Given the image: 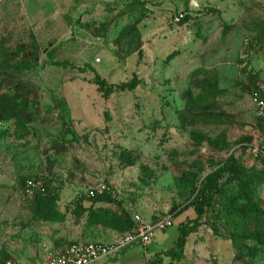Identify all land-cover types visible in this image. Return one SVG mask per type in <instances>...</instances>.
I'll list each match as a JSON object with an SVG mask.
<instances>
[{
    "label": "rangeland",
    "instance_id": "obj_1",
    "mask_svg": "<svg viewBox=\"0 0 264 264\" xmlns=\"http://www.w3.org/2000/svg\"><path fill=\"white\" fill-rule=\"evenodd\" d=\"M55 1L51 13L53 0L0 2V264L130 231L88 224L80 202L170 224L91 264H264V158L251 151L264 140L252 101L264 0ZM95 73L137 84L105 95ZM27 179L45 192L27 195ZM180 223L193 229L165 257Z\"/></svg>",
    "mask_w": 264,
    "mask_h": 264
},
{
    "label": "built area",
    "instance_id": "obj_2",
    "mask_svg": "<svg viewBox=\"0 0 264 264\" xmlns=\"http://www.w3.org/2000/svg\"><path fill=\"white\" fill-rule=\"evenodd\" d=\"M1 1V0H0ZM181 18V15L179 16ZM179 18H176L178 20ZM254 113L259 119H264V97L254 96ZM254 157L264 158V140L251 146ZM23 190L27 195L44 193L45 188L41 181L27 179L24 181ZM94 196L93 191L89 192ZM135 225L130 232L125 233L119 240L109 243L100 242H75L67 246L63 252L46 258L44 264H91L102 259L112 257L127 246L133 244L146 245L156 231L165 230L170 224L167 221L145 222L138 216L133 217Z\"/></svg>",
    "mask_w": 264,
    "mask_h": 264
},
{
    "label": "trees",
    "instance_id": "obj_3",
    "mask_svg": "<svg viewBox=\"0 0 264 264\" xmlns=\"http://www.w3.org/2000/svg\"><path fill=\"white\" fill-rule=\"evenodd\" d=\"M53 65L57 66V67L64 66L63 62H53ZM93 84L97 85L98 89L103 94L106 95V94H109L111 92L113 87H117L121 91L131 90L133 87H135L137 82L135 80H132V81L126 82V83L118 85V86L109 85V84H107V82L105 81L104 78L100 77L98 74L95 73L94 78H93ZM255 93H258V92H255ZM258 94L261 95L262 93H258ZM260 97H262V96H260ZM0 99H2L1 96H0ZM2 113L3 112L1 111V108H0V116H2ZM257 119H259V118H257ZM259 120L264 121V119H259ZM220 173H221L220 171L217 172V174H214V176H212L208 180V182L204 186L206 188V190H209V189L211 190V189H214L216 187L219 188L220 185H218L217 181H218V178H220ZM23 183H22V185H23ZM201 192L204 194L203 190ZM35 194H39V193H35ZM41 195H43V194H41ZM206 205H207V202L205 200H201V199L198 203L193 205V210L196 213V218L194 220H197L202 215L203 208ZM187 208L188 207H185V209H187ZM71 211L74 215H77V216H81L85 213L86 222L88 224H92V225H95V224L107 225V224L111 223L112 225H119L120 228H122V227L126 228L128 226L127 228H129L130 231L133 229V227L135 225L133 217H130V219L127 220V222H124V221H121L120 218L112 215L108 210H103L102 208H90V207L84 208L82 206L81 202L78 206H74V208H72ZM121 223L123 224V226L120 225ZM131 227H132V229H131ZM177 229H178V236H177L176 243H175L177 250L171 248V249H167L166 251L162 252V254L165 257H169L171 259H178L180 257V255L183 251V248L185 246V243H186V238L189 235V233L192 231L193 228L188 223H180L178 225ZM130 231H127V232H130ZM61 252H63V251H60L56 254H59Z\"/></svg>",
    "mask_w": 264,
    "mask_h": 264
},
{
    "label": "crops",
    "instance_id": "obj_4",
    "mask_svg": "<svg viewBox=\"0 0 264 264\" xmlns=\"http://www.w3.org/2000/svg\"><path fill=\"white\" fill-rule=\"evenodd\" d=\"M1 1H2V0H1ZM1 1H0V2H1ZM49 1L52 2V0H49ZM53 2H54V3H52V5H54V7L52 6V9H49L50 12H49V10L47 9L49 13H51L52 11L54 12L55 9H56L55 7L57 6V3H56L55 0H53ZM55 3H56V4H55ZM55 5H56V6H55ZM57 7H58V6H57ZM44 9H45V6L43 5V6H42V10H44ZM45 17H48V16H45ZM105 238H106V237H105ZM105 238H104V239H105ZM109 238H110V235H109ZM99 242H100V243H105V242H101V241H99Z\"/></svg>",
    "mask_w": 264,
    "mask_h": 264
},
{
    "label": "water",
    "instance_id": "obj_5",
    "mask_svg": "<svg viewBox=\"0 0 264 264\" xmlns=\"http://www.w3.org/2000/svg\"><path fill=\"white\" fill-rule=\"evenodd\" d=\"M149 84H150V82H149Z\"/></svg>",
    "mask_w": 264,
    "mask_h": 264
}]
</instances>
